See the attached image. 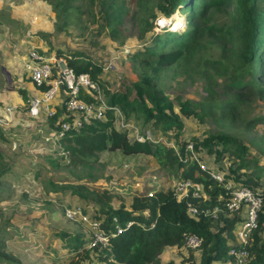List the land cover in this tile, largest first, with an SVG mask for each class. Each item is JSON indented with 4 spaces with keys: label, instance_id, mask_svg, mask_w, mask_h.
<instances>
[{
    "label": "trees",
    "instance_id": "trees-1",
    "mask_svg": "<svg viewBox=\"0 0 264 264\" xmlns=\"http://www.w3.org/2000/svg\"><path fill=\"white\" fill-rule=\"evenodd\" d=\"M43 1L59 21L54 26L56 29H61L83 12L90 22L99 23L107 36L118 44L132 33L138 40L136 46L123 53L131 63L132 77L128 81H118L112 89L106 79L99 77L100 62L81 50L70 51L69 65L76 72H88L97 81L107 107L101 118H92L77 131L69 130L63 135L61 140L68 145L63 147L67 151L66 159L63 155L59 159L47 155L52 166L64 168L71 174L72 181L49 179L45 187L52 191L67 189L87 203L92 210L91 216L99 220L107 242L105 246L86 247L87 238L82 234L55 231L66 252L76 263L173 264L172 259L160 261V255L168 246L181 247L184 234L194 232L201 237V244L195 258L192 254L186 258L187 264L230 262L232 257L227 249L234 240L233 230L240 214L225 208L230 195L225 182L229 179L235 185L249 187L261 198L256 226L251 230L245 248L248 251L246 264H264V165L245 155L247 144L242 141V136L231 131L241 128L238 131L241 134L254 130L257 125L264 128V113L242 115L247 105L264 100V0ZM220 11L227 13V19L216 24L213 13ZM174 12L184 13L182 30L169 28V24L161 25L158 32L152 28L156 14L167 16ZM35 34L51 47L46 37L48 33ZM206 42L214 45L216 55L201 52ZM191 64H196L197 72L204 78L205 94L195 100L179 95L169 97L159 86V79L167 70L175 71L179 65L193 69ZM185 70L188 74L187 68ZM25 78L32 84L28 75ZM18 92L25 101L26 90L19 88ZM80 96L97 102L87 93L81 92ZM113 106L119 109L124 122L139 121L142 130L151 124L173 139L178 155L169 142L161 139L129 138L126 126L115 127L118 114ZM58 115L56 109L45 119L50 130L59 126ZM189 115L199 121L211 117L217 130L201 139H181L178 136L183 126L181 116ZM187 142L192 143L195 151L205 147L208 152L214 150L218 156L229 153L232 163L221 180L211 177L189 157L185 149ZM113 150L148 156L150 162L172 177L170 180L189 179L193 185H198L199 195H192L188 189L177 199L173 187L161 183L151 190L131 195L127 203L120 201L113 205L112 193L91 187L86 182L101 175L97 173L98 167H103L98 162V154ZM76 166L80 167L76 168L78 171H74ZM136 169L138 174L141 173V166ZM8 170L9 164L0 148V200L10 195L5 180ZM187 203L195 207L193 215L187 212ZM9 225V218H0V264H21L6 247Z\"/></svg>",
    "mask_w": 264,
    "mask_h": 264
},
{
    "label": "rangeland",
    "instance_id": "rangeland-1",
    "mask_svg": "<svg viewBox=\"0 0 264 264\" xmlns=\"http://www.w3.org/2000/svg\"><path fill=\"white\" fill-rule=\"evenodd\" d=\"M0 39L5 38L0 44V48L6 51L0 53V92L5 87L6 90L13 89L14 82L8 78L6 71L1 67L11 68L13 80L28 82L25 78L27 74V49L30 47L40 48L46 53H58L60 49L64 54H70L71 50H81L84 54L92 57L95 61H102L109 55L110 50L119 48L121 45L117 41L109 38L104 29L99 27V23L90 22L86 13H81L79 17H73L67 25L56 29L54 26L59 21L51 11L50 6L43 0H0ZM129 6L133 5L129 3ZM12 15V16H11ZM216 24L227 19L225 11L213 13ZM163 17V18H162ZM7 19H11L7 21ZM155 23L152 28L159 31V27L164 23L170 25L169 28L182 30L184 28V13L177 12L171 15L156 14L152 19ZM156 26L155 29L154 27ZM36 32L48 33L51 47L47 46L45 39L36 37ZM38 38V39H36ZM122 44L136 46L138 43L134 34H128ZM46 42V43H45ZM49 44V43H48ZM15 47L16 52L12 49ZM202 53L216 55L217 49L211 43L206 42ZM9 53V54H8ZM123 54V53H122ZM5 55V58H4ZM16 56V57H14ZM191 67L177 66V69L167 70L159 79V86L171 98L175 95L181 98L198 99L205 94L203 89L204 78L197 72L196 64ZM6 68V69H7ZM187 68L188 74L185 73ZM101 72V71H100ZM132 66L125 55L117 59L116 68L113 71L99 74L101 79H106L110 89L115 87L118 81H128L132 77ZM10 87V88H9ZM17 87V88H16ZM15 93H19V112L16 116L5 118L1 114L5 105L12 102L13 97L1 100L0 98V148L4 153L5 161L9 164V170L5 172V180L10 189L8 198L0 200V218H9L8 237L6 247L21 262V264H91L90 261L80 262L71 257L62 247L63 242L56 236L55 231H63L68 234H82L87 238L88 228L86 222L71 220L64 216V206L79 203L89 212L91 207L76 197L69 190L52 191L46 190V182L51 179L58 182L72 181L71 174L64 168H56L49 163L48 156H66L67 151L63 147L68 145L63 140H59L51 134L52 130L43 116L29 117L25 111L24 103L19 88L15 86ZM26 90V89H25ZM27 94V90H26ZM264 113V100L255 101L247 105L242 113L244 117L251 116L252 113ZM7 116V115H6ZM115 127L126 125L129 138L136 133L142 132V124L139 121L130 119L128 124L124 123L123 116L117 115ZM182 129L178 132L181 139L196 137L201 139L207 134L217 130L211 117L207 116L203 121H199L192 115L181 116ZM148 134L154 139H161L165 143L174 144L173 139L167 138L158 128L151 124L146 125ZM241 128H232L234 134L242 136V141L248 148L245 153L247 157H254L257 162L264 165V136L262 125H257L250 132L238 131ZM157 136V137H156ZM168 139V140H167ZM219 147V144H215ZM196 155L203 163L209 167L217 169L222 174L228 172L229 163L233 159L228 152L220 156L215 151L208 152L205 147L197 148ZM236 159V158H235ZM233 161V160H232ZM98 162L103 164L98 167L101 175L94 179H89L87 184L96 189H107L112 193L111 203L117 205L118 202H128L131 195L142 190H151L152 187L163 183L173 187L174 181L171 176L162 168L154 165L145 155H127L119 150L103 151L98 154ZM137 166L142 167L141 173H137ZM234 166V165H233ZM79 166L74 171H78ZM261 179V178H260ZM240 211H232V213ZM264 237V232H262ZM87 246V241H85ZM191 250V249H190ZM194 250L189 251L187 247L168 246L160 255V261L172 259L173 264H187V257L191 254L196 257ZM71 257V259H69ZM6 264V263H2ZM213 264H230L229 261H221Z\"/></svg>",
    "mask_w": 264,
    "mask_h": 264
},
{
    "label": "built area",
    "instance_id": "built-area-1",
    "mask_svg": "<svg viewBox=\"0 0 264 264\" xmlns=\"http://www.w3.org/2000/svg\"><path fill=\"white\" fill-rule=\"evenodd\" d=\"M156 24L158 26L160 22L157 21ZM154 28L158 29L156 26ZM128 50L129 46L126 44H121L119 48L110 50L107 58L100 61V71H113L116 68L117 59L120 54ZM27 57V74L30 77L33 89L27 94L24 108L29 117L43 116L44 118L50 117L58 109L59 126L56 129H52L51 134L53 136L61 140L67 131H77L92 118H101L103 116L107 105L103 100L97 81L91 78L88 72H76L69 65L68 59L71 58V54L46 53L41 49L39 51L36 48L30 47L27 49ZM81 92L94 97L97 102L84 100L80 96ZM19 105H5L1 114L5 115V118L14 117L18 114L16 112H19ZM113 109L119 116L122 115L117 107L113 106ZM120 123L121 126H126L123 125V121ZM124 123L128 124L129 122ZM144 137L148 139L153 138L149 136L147 129L136 133L132 138L139 140ZM170 144L178 155L174 144ZM185 149L189 157L194 159L201 169H205L214 179L221 180L222 173L203 163L202 159L196 155L191 142L186 143ZM198 188V185H193L189 179H177L173 183L177 199L183 197L188 189H190L192 195H199ZM225 188L230 192L228 199L225 201V208L231 212L240 211V220L233 230L234 240L227 249L228 254L232 257L230 264H246L248 251L245 245L248 242L251 230L256 226V214L261 203V198L249 187L235 185L229 179L225 182ZM150 193L148 191V194ZM187 212L193 215L196 209L192 204L187 203ZM88 213L79 203L70 204L63 208V214L66 218L78 220L82 223L86 222L88 228L87 246H94L95 244L105 246L107 236L103 232L99 220L91 216L92 212L89 218H87ZM200 244L201 237L198 234L194 232L184 234L183 246L196 251Z\"/></svg>",
    "mask_w": 264,
    "mask_h": 264
},
{
    "label": "crops",
    "instance_id": "crops-1",
    "mask_svg": "<svg viewBox=\"0 0 264 264\" xmlns=\"http://www.w3.org/2000/svg\"><path fill=\"white\" fill-rule=\"evenodd\" d=\"M1 2V4H2V1H0ZM12 16V15H11ZM4 37L3 38H1L0 39V44L4 41ZM12 51H13V53L14 52H16V49H15V47H13V49H12ZM0 53L1 54H7L6 53V51L4 50V46H3V49H1L0 48ZM9 54V53H8ZM5 55H4V58H5ZM14 57H16V56H14ZM7 67H1V69H3L4 71H6V72H8V70H10L11 68H7ZM12 73H13V71H12ZM12 73L11 72H8V74H9V79L11 80V81H13L14 82V84L12 85L13 86V89H11V90H6L5 89V87L2 89V91L0 92V98H1V100H3V99H6V98H11V95H12V97H13V101L12 102H10V103H7V104H16V105H18L19 104V102H18V97H20V94L19 93H15L14 91H15V86H18V87H20V86H22V87H25V89L27 90V94L30 92V91H32V89H33V86H32V84L30 83V81H28V82H21V81H18V80H13V76H12ZM10 88V87H9ZM17 88V87H16ZM17 111V110H16ZM16 113H20V112H16Z\"/></svg>",
    "mask_w": 264,
    "mask_h": 264
},
{
    "label": "clouds",
    "instance_id": "clouds-1",
    "mask_svg": "<svg viewBox=\"0 0 264 264\" xmlns=\"http://www.w3.org/2000/svg\"><path fill=\"white\" fill-rule=\"evenodd\" d=\"M154 23H155V22H154ZM164 24H167V23H164ZM164 24H163V25H164ZM154 25H157V24L155 23Z\"/></svg>",
    "mask_w": 264,
    "mask_h": 264
},
{
    "label": "water",
    "instance_id": "water-1",
    "mask_svg": "<svg viewBox=\"0 0 264 264\" xmlns=\"http://www.w3.org/2000/svg\"><path fill=\"white\" fill-rule=\"evenodd\" d=\"M6 73H7L8 77H9V74H8V72H6Z\"/></svg>",
    "mask_w": 264,
    "mask_h": 264
}]
</instances>
